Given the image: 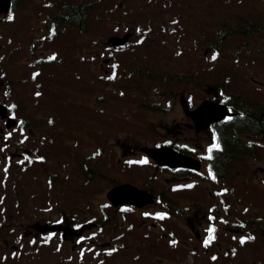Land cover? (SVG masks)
I'll list each match as a JSON object with an SVG mask.
<instances>
[{
  "label": "rangeland",
  "instance_id": "rangeland-1",
  "mask_svg": "<svg viewBox=\"0 0 264 264\" xmlns=\"http://www.w3.org/2000/svg\"><path fill=\"white\" fill-rule=\"evenodd\" d=\"M190 1L91 0L96 3L90 17L86 16L83 53L91 39H95L98 41L95 48L100 47L101 63L93 71L90 53L83 57L81 70L78 67L73 72L71 66L72 74L61 72L57 79L53 75V66L41 71L25 61L31 52H56L64 57L74 54L79 39L73 36L70 28L56 26L60 36L49 40L48 33L52 29L45 25L48 8L44 4H36L29 10L26 7L15 10L6 17L0 14V61L7 58L1 66L0 81L10 85L2 100L10 113L23 118L26 128L30 129L27 130L29 135L17 128L3 130L8 141L15 139L30 152L6 156L0 151V227L3 219L7 221L4 216L18 225L30 222L29 226L21 227H35L48 214L50 222L64 214L82 218L84 215L95 216L97 225L103 222V230L96 238L105 245L101 255L94 246L89 247L85 259H82L87 264L95 261L100 264V259L103 264H264V243L254 238V232L245 231L242 235L239 231L227 230L226 233L211 234L209 226L216 227V220H204L202 212L199 213L201 220H192L193 213L189 209L194 195L206 200L211 195H202V186L196 185L190 190L186 180L173 182L170 174L156 170L154 163L148 161L139 148L142 144L155 145L165 139L190 144V138L195 137V142H198L199 137L193 134V127L188 125L190 121L185 119L181 109V97L193 107L206 98V91L215 93L216 89L225 86L230 92H243L249 100L264 99V92L260 91L262 86L258 85L264 81V52L258 57L249 53V48L256 47L255 43L252 44L254 41L248 43L239 36H231L222 42L224 49L209 54L201 39L196 37L201 30L211 34L212 24L220 17L227 20L241 14L242 17L254 16L264 21V0H204L205 3L193 0V13L189 12ZM137 20L157 28L149 34L153 41L162 43L157 46L162 50L159 55L140 37L147 28L137 30ZM132 27L135 28V36L131 45L114 51L121 64H127L132 57L153 62L162 57L164 51L172 53L176 47V55L184 59L175 62L181 65L189 63L190 71L195 70L196 77L217 87L212 85L209 88V83L196 88L175 83L153 84L151 95L144 97L145 107H134L129 111L133 96L135 100L139 98L125 92L126 86L122 81L115 79L116 90L113 91L112 84L100 82L101 85L96 87L89 82V77L96 78L101 74L107 82L102 59L110 56V51L100 45L106 43L108 36L123 34ZM259 32L256 37H259V46L264 51V28ZM42 35L46 36L44 40L40 38ZM9 47L11 49H7ZM62 62L63 59L60 66L65 64ZM226 67L230 70L225 71ZM30 73H40V76L37 82L28 85ZM59 81L64 94L55 98V85ZM214 81H220L222 86ZM68 86L73 95L66 93ZM36 90L43 92V96L34 94ZM159 90L162 94L158 93ZM120 91L123 94H119ZM148 103H155L156 108L148 110ZM204 139L188 146L187 150L205 147ZM109 142L113 148L108 146ZM125 142H136L138 147L133 150L131 146L132 149L125 150L122 146L126 145ZM95 147H101L102 151L91 160L99 162L102 175L87 179L77 170L76 161L81 158L73 150L82 149L91 155ZM120 147L128 153L122 154ZM259 151L260 157L254 159V164L238 163L231 169V174L238 180L234 183L236 188L231 189L237 205L231 204L228 213H238L229 216L242 219L243 226L245 219L264 212V146ZM108 176H114L116 182L126 180L139 187L150 188L157 201L140 209L109 204L105 196L111 186ZM162 192L170 196L171 207L161 203ZM203 207L206 211L208 205ZM245 207L247 210H243ZM230 228L231 222H228ZM49 234L46 264H64V260L78 264L81 259L77 249L69 250L58 232ZM141 234L143 237H139ZM208 237L212 241L206 243ZM11 256L13 261L14 254Z\"/></svg>",
  "mask_w": 264,
  "mask_h": 264
},
{
  "label": "flooded vegetation",
  "instance_id": "flooded-vegetation-1",
  "mask_svg": "<svg viewBox=\"0 0 264 264\" xmlns=\"http://www.w3.org/2000/svg\"><path fill=\"white\" fill-rule=\"evenodd\" d=\"M258 85L262 86V88H260V91L264 92V81H261L260 84ZM228 104H233V101L230 100ZM254 106H255V113L257 111L256 114L261 115V111L262 109H264V99H260V100L254 99ZM254 119H255L254 130L258 132L261 129H264L261 126L255 124V122H257L256 121L257 118L254 117ZM222 125H224V121L220 122L219 126L217 127L210 125L206 129L197 131L196 136L199 137L198 142H195V137L190 139V144L196 145L202 141V138H205L207 148L206 149L199 148L198 151H191L192 152L191 154L194 157L198 158L201 161V163H203V165H204V162H206L207 168L206 169L204 168L205 169L204 174L198 173L199 171L192 170L194 176L191 177L189 181H194L193 182L194 184L200 185V186L203 184L202 194L211 195L209 200H206L204 197L199 198L194 195L191 201L192 205H191L190 210L193 213L191 216V219L197 220L199 218V213L205 211V207L203 206L208 205V208L206 210L209 216L213 218L211 219V221L213 220L217 221L216 227L213 229V232L226 233L228 230V232L239 231V233L242 234L243 233L242 219L237 218V217L233 218L229 216V215H239V214L230 213L228 215L226 213L227 212V208H226L227 202H229V206L231 204L237 205L236 197L226 196L227 189H232L230 185L232 182L237 181V178L234 175L226 174L225 166L228 161V157L230 156L240 158L241 159L240 161L242 163L254 164V150L252 147V145L254 144V134H250V135L244 134L243 135V134L231 133L229 135L230 137H227V132H226L227 127L225 128V130H222L221 129ZM256 137L259 139H264L263 135H257ZM243 138H246L250 142L249 144L246 145V148H247L246 152L242 149V145H243L242 139ZM227 140L230 141L229 143L231 147L230 149L225 148V145H226L225 141ZM221 146H222V149H220ZM20 148L21 147L16 146V151L12 152V155H20V152H19ZM207 153L208 155L206 156ZM219 157L223 158L222 163L218 161ZM244 158L246 160H244ZM189 172L191 173V171ZM195 190L196 189H194V191ZM194 191H193V194H194ZM204 218H205L204 220H209V218L207 217H204ZM228 222H231L230 229H228ZM91 225L93 224L88 225L86 223H81L77 228H74L72 227V224L64 221L58 226V229L61 230V235L65 239L69 240L70 242H73L75 238H80L82 240L86 232L91 228ZM190 225L192 226V223H190ZM31 232L32 231L27 228L17 229L14 233H12V235L1 231L0 232L1 254L4 248H8V243L13 236L18 238L19 243L25 242L26 236H28ZM38 232H39L38 230L35 231V233H38ZM19 234L21 235V238ZM86 236L91 241V235L87 234ZM76 243L79 244L81 243V241L76 242ZM19 248H20V245H16L12 248V250L16 252L17 250H19ZM20 256H21V259L16 260L17 256L15 255V260L14 262H11V263L12 264H46L47 263L45 256H43L42 258L36 257L34 259H25V256H23L22 253L20 254ZM64 261H65L64 264H67L66 260Z\"/></svg>",
  "mask_w": 264,
  "mask_h": 264
},
{
  "label": "trees",
  "instance_id": "trees-1",
  "mask_svg": "<svg viewBox=\"0 0 264 264\" xmlns=\"http://www.w3.org/2000/svg\"><path fill=\"white\" fill-rule=\"evenodd\" d=\"M200 3H204V0H201ZM70 11L72 12V17L77 20L84 17V7L78 5H69ZM236 21H235V20ZM233 18H228L225 20L223 17H220L217 21H215L212 25V29L214 30L213 36L210 39V47L217 48L218 42L224 37V35H241L243 38L253 37L252 32H254V26L258 22L257 18L254 17H242L241 15H237ZM230 21L229 23H225ZM236 23V24H234ZM259 27V26H258ZM261 27V26H260ZM239 114L237 116L232 117L234 121L230 124L233 125L235 129L238 131H247L254 133V117L257 118V122L255 124L264 128V109L261 111V115H257L254 113V102L244 101L243 105L238 108ZM230 127V126H229ZM232 130V129H231ZM260 133H264V129L260 130ZM235 133V132H234ZM239 133V132H236ZM226 135V134H225ZM229 136V133L227 134ZM225 148L230 149V141H225ZM228 144V145H227ZM223 158L219 157L218 161L222 163ZM231 163V159L228 157V161L226 165L228 166Z\"/></svg>",
  "mask_w": 264,
  "mask_h": 264
},
{
  "label": "water",
  "instance_id": "water-1",
  "mask_svg": "<svg viewBox=\"0 0 264 264\" xmlns=\"http://www.w3.org/2000/svg\"><path fill=\"white\" fill-rule=\"evenodd\" d=\"M187 113L193 117L197 127H203L207 126L211 120L221 118L226 113V110L222 104L211 100H204L194 111H189ZM147 152L157 162L167 163L171 167L176 165L196 166L190 157L177 153L168 147L152 148L147 150ZM145 195H147L149 201L150 194L148 195L145 191L139 190L128 184L113 187L108 193V197L114 203H123L125 201L142 203L144 200L140 196Z\"/></svg>",
  "mask_w": 264,
  "mask_h": 264
},
{
  "label": "snow or ice",
  "instance_id": "snow-or-ice-1",
  "mask_svg": "<svg viewBox=\"0 0 264 264\" xmlns=\"http://www.w3.org/2000/svg\"><path fill=\"white\" fill-rule=\"evenodd\" d=\"M9 19H11V17H9ZM217 147H218V145H217ZM142 162H146V161H142ZM242 243H243V241H242Z\"/></svg>",
  "mask_w": 264,
  "mask_h": 264
}]
</instances>
